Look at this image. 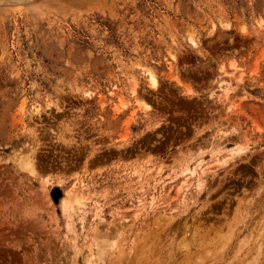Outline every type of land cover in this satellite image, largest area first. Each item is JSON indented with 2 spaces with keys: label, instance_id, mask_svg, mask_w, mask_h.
Returning a JSON list of instances; mask_svg holds the SVG:
<instances>
[{
  "label": "rangeland",
  "instance_id": "obj_1",
  "mask_svg": "<svg viewBox=\"0 0 264 264\" xmlns=\"http://www.w3.org/2000/svg\"><path fill=\"white\" fill-rule=\"evenodd\" d=\"M0 264H264V0H0Z\"/></svg>",
  "mask_w": 264,
  "mask_h": 264
},
{
  "label": "bare ground",
  "instance_id": "obj_2",
  "mask_svg": "<svg viewBox=\"0 0 264 264\" xmlns=\"http://www.w3.org/2000/svg\"><path fill=\"white\" fill-rule=\"evenodd\" d=\"M193 42V41H192ZM151 73V76H150V81H152L151 83H152V85L153 86H156L157 85V81L158 80H156L157 78L155 77V75L152 73V72H150ZM225 82L223 81V82H220V84H219V88H221V89H225V91H226V85H225V87H224V84ZM224 91V90H223ZM134 93V92H133ZM226 93V92H225ZM244 148H237L235 151L236 152H239V151H242ZM233 150V151H234ZM234 151V152H235ZM225 152V148L223 149V148H221V147H219V146H217V148H215L214 150H213V152H212V156H214L215 158H216V160H219L220 161V159H219V157H220V155L222 154V153H224ZM231 153V152H230ZM201 154V153H200ZM235 154V153H234ZM34 159V158H33ZM227 160V159H226ZM225 160V161H226ZM218 161V162H219ZM22 162V161H21ZM21 164V163H20ZM207 164H208V162H206V159L204 158V157H201L200 159H198V160H196V161H194L193 162V164H191V166H190V164H187L186 165V167H185V169L182 171V173L181 174H184V173H186V175H184L185 177H187V179L188 178H191V177H195V178H197V179H199V184H201V183H203V180L205 181V179H203V175L205 174V173H207L206 171H208V166H207ZM224 164V163H223ZM193 165V166H192ZM31 169V168H30ZM211 170V169H210ZM138 173V172H137ZM188 174V175H187ZM34 176V175H33ZM141 175H139V177H140ZM35 177V176H34ZM184 183H182V185H181V187L179 188V191H182V189L184 190V193H186V191H187V188L188 187H190L191 186V183H187L188 181H183ZM199 184H198V186H199ZM206 186V185H205ZM199 188H201V187H199ZM189 189V188H188ZM69 191V190H68ZM73 196V195H72ZM73 200V199H72ZM61 207H62V209H63V212H66L67 214H68V210L71 208V201L69 200V198H67V197H65V198H63V200H62V202H61ZM72 210H73V208H72ZM234 233V232H233Z\"/></svg>",
  "mask_w": 264,
  "mask_h": 264
}]
</instances>
